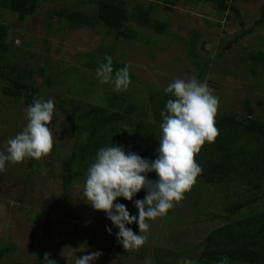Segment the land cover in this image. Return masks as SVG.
I'll return each instance as SVG.
<instances>
[{
  "label": "rangeland",
  "instance_id": "374dc122",
  "mask_svg": "<svg viewBox=\"0 0 264 264\" xmlns=\"http://www.w3.org/2000/svg\"><path fill=\"white\" fill-rule=\"evenodd\" d=\"M126 1L129 11L151 3ZM96 2L41 0L34 14L24 21L0 6V23L8 26V40L17 52L10 61L24 71H31L45 101H55L63 93L98 103L100 93L116 92L113 84L99 83L94 71L79 64L81 54L105 55V50L111 47L112 59L125 62L129 68L131 83L121 92H130L140 100L149 91H164L175 79L187 80L195 74L200 82L208 83L218 98L217 112L241 114L248 100L255 116L264 121V77H252L243 61L252 52L264 51V0H238L241 18L234 13H219L213 3L203 0H176L174 5L159 3L152 15L166 20L171 34L160 36L135 25L141 33L153 38L155 44L151 47L139 41L117 39L106 30L93 33L89 29L67 28L49 18L51 11L61 8L95 14ZM167 5L169 9H165ZM186 41L196 42L198 57L184 52ZM46 61L52 73L60 70V77H54L51 84L43 82L37 72L38 66ZM198 63L200 68L209 66L205 78L198 77ZM3 85L0 80V152L7 154V141L28 122L25 112L28 106L22 99L3 95ZM50 127L54 140L50 154L40 160L26 158L15 165L7 162L5 171L0 172V249H10L0 264H43L45 253L56 264H75L77 257L95 251L102 255L93 264H173L166 260L169 256L192 249L223 224L220 220H209L214 212L210 206L214 192L197 177L194 185L199 192L190 195L193 201L184 194L185 199L176 205L178 211H168L155 221H146L149 231L145 244L138 250L125 251L116 239L119 229L104 212L95 211L85 202L84 181L78 180L67 192L64 189L59 175L71 153L75 135L57 107ZM126 201L120 197L114 204L125 205L131 215L138 217L135 200ZM255 205L243 214L261 208V202ZM106 229H111V234ZM134 233L139 235V228Z\"/></svg>",
  "mask_w": 264,
  "mask_h": 264
},
{
  "label": "trees",
  "instance_id": "16d2710c",
  "mask_svg": "<svg viewBox=\"0 0 264 264\" xmlns=\"http://www.w3.org/2000/svg\"><path fill=\"white\" fill-rule=\"evenodd\" d=\"M40 1L0 0V6L17 14L19 19L24 21L27 16L34 14ZM203 1L213 3L219 13H234L241 18V12L236 5L238 0ZM150 2L148 7L138 5L129 11L126 0H97L95 14L61 8L51 11L49 18H54L67 28L89 29L93 33L106 30L117 39L139 41L140 44L151 47L155 44L153 38L141 33L135 25L160 36L171 34L170 24L166 20L153 17L152 13L159 3L174 5L176 0ZM169 8L168 5L165 6V9ZM262 16L264 18V5ZM241 24L244 25V22ZM8 38V26L0 23V80L4 84L2 93L12 99H22L29 107L35 98L43 96V92L31 71H24L10 61V58L17 56V52ZM174 38L181 41L178 35H174ZM186 43L188 45H185L184 52L189 56L198 57L195 52L196 42H184ZM105 51V55L81 54L79 64L94 71L96 75L99 64L107 62L104 57L113 55L111 47ZM112 61L113 74L127 66L125 62L120 63L114 59ZM243 61L250 68L252 77H264V51L252 52ZM207 65L206 69L200 68L198 63L199 78L206 77L209 71ZM48 67L49 62L46 61L38 66L37 72L43 82L51 84L54 77H60V70L57 68L56 72L52 73ZM169 99L174 97L158 90L149 91L144 98H140L141 101L130 92L106 90L100 93L98 103H89L59 93L54 101L55 107L64 115L75 135L71 153L63 162L59 175L65 191L78 180L85 181L87 169L95 162L96 153L102 147L118 145L123 147L126 154L132 152L146 160L154 161L157 157L158 140L162 135L160 125L163 120L160 113L165 110ZM242 111L241 114L218 111L215 117V126L219 133L216 140L211 144L206 142L195 156L196 163L202 168L198 178L208 186L207 189L211 188L214 192L215 199L210 198V206L214 212L210 213L209 220H220L223 224L211 230L206 238L192 249L178 251L179 253L169 256L166 259L168 262L178 264V261L189 259L194 264H218L223 257H228V264H264V121L255 116L248 100ZM124 125H127V128L123 127ZM147 177L151 181L157 179L155 173H148ZM213 186L216 188L213 189ZM198 192L197 187L193 185L191 191L185 195L188 194L187 197L190 198V195L192 197L193 193ZM145 196L146 191L142 189L133 199L143 200ZM186 202L189 205L191 203L188 200ZM260 202V209L243 214L245 209ZM176 205L169 211H178ZM126 227L135 232L138 224ZM9 250L0 249V261Z\"/></svg>",
  "mask_w": 264,
  "mask_h": 264
},
{
  "label": "clouds",
  "instance_id": "9594fccd",
  "mask_svg": "<svg viewBox=\"0 0 264 264\" xmlns=\"http://www.w3.org/2000/svg\"><path fill=\"white\" fill-rule=\"evenodd\" d=\"M106 63H100L96 77L101 84H113L114 91H126L131 83L128 66L113 74V61L105 56ZM174 99L166 102L160 115L163 122L158 142L157 157L146 160L138 154L125 153L123 147L111 145L100 148L96 159L87 169L83 186V197L95 211L104 212L112 224L119 229L116 239L125 251L138 250L147 240L149 224L164 216L184 199L196 183L202 168L195 156L207 142L213 143L218 136L215 117L219 100L213 95L207 82H200L195 74L189 79L177 78L164 89ZM55 102L37 97L25 109L27 124L14 138L7 141V154L0 152V172L5 171L7 162L22 163L26 158L40 160L53 149V121ZM123 127L127 128V125ZM148 173H155L157 179H148ZM146 191L143 200H136L138 217L133 216L123 204H114L117 198L132 201L141 190ZM138 224L139 235L126 225ZM111 234V229H106ZM44 254L43 264H56ZM101 252L95 251L77 257L75 264H93ZM178 264H194L184 259ZM218 264H228L223 257Z\"/></svg>",
  "mask_w": 264,
  "mask_h": 264
}]
</instances>
